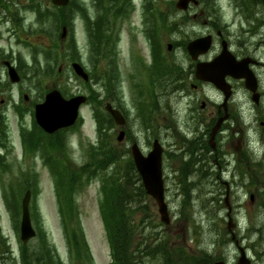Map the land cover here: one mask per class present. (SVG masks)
I'll return each instance as SVG.
<instances>
[{
	"label": "rangeland",
	"instance_id": "rangeland-1",
	"mask_svg": "<svg viewBox=\"0 0 264 264\" xmlns=\"http://www.w3.org/2000/svg\"><path fill=\"white\" fill-rule=\"evenodd\" d=\"M147 1L148 3H146L144 7L148 4L150 5L147 6L148 10H146L144 15V0H119V7L126 8V14L131 16V20L129 21L127 19L125 22L118 18L115 20L117 22L115 26L117 30L115 35L119 37L117 43L122 41L126 46H130L132 42L131 35L134 36V34L130 30H126V28H128L129 22H134L137 26L142 22L144 27L143 32L145 33L146 38L144 39L143 35L138 34V37H140L138 40L140 42H145L144 52L145 54L148 53L149 46L147 38L150 40L151 33L154 32L156 33V38L158 37V29L156 27L155 31L153 25L158 23V21L155 22V19L161 17L159 23L161 22L163 33L159 35V38H161V40L164 39L165 58L168 61L177 59V63L186 66L188 61L186 60L185 52L182 49H177V46L168 50L166 45L173 41L190 39L191 25L187 22L182 28V33L177 32L176 27L172 29V26H170L173 19L171 18L170 13L165 14L168 6L167 3L168 1H171L174 6L176 0ZM46 3L47 0H40V5H45ZM72 3L79 8L80 12L78 10L69 11L68 25L71 29L63 42L67 41L68 44L74 45L77 49L76 51L69 53V61L62 59L59 62L62 64L64 73L61 76H45L42 78L40 84H37L35 81L31 82L28 80H22L17 86H13L9 83L12 86L9 88V91H6V89L0 90V101H2L0 102V114H4V122L6 124L5 128H2V130L7 131V138H9L7 143L8 146L6 144V149L8 150L6 152L7 158H5V162L9 166L0 176V211L4 212L6 210L8 213L7 215H11L12 213L16 214V212L13 211V202L12 205H8V203L2 199L3 192H5L2 185L4 184L8 186L11 180H15L19 171H22L25 174L29 170L31 172L29 175L31 180L30 183H32L31 187L35 189L31 200L33 207L32 217H34L37 228L44 236L42 242L44 245L46 244V259L50 264H84V260H78L69 246L67 233L62 223L65 211L62 210L59 212L58 217H56L54 211L55 203L58 202V195L55 190L54 179L49 170L50 168L56 171L53 163L47 162L46 164L48 165V168L43 161L42 154L39 152L30 157L25 158L23 156V158L18 160L19 153L23 150L21 139H19L20 124L29 127L31 116L30 114L26 115L20 122V120L16 119L15 113L13 112L12 103L18 104L20 96L18 93L20 89L23 93L29 96L28 101H23L26 106L31 104L32 101L40 102L45 93L52 89L63 90L62 94H64V98L77 94L87 95L88 87L74 77L72 69L70 68L71 61L79 62L88 74L92 73L95 75V73H97L98 75V73H102L101 76L104 75L102 70L105 69L108 71L110 69L111 72L112 65L115 66V64H117L121 67V73L120 75H116L112 72V75L116 77L112 82L117 103L127 113L126 126L129 129V133L135 136V140L143 153L151 149L153 140L156 138L158 139V137H160L158 140L161 142L164 151L163 171L165 177V200L168 206L169 224L164 225L161 223L157 211V205L151 198L141 202V207L138 208L137 213L133 216L134 219L139 220L142 217L145 219L146 216L152 217L153 222L156 223L155 229L158 232L164 231V233H166L165 236L169 238L168 244L177 248H184L188 255H201L202 252L207 251L216 258L221 254L222 260L227 262V264H236L238 258L237 248L233 241L229 240L230 235L226 234L227 223L231 221L234 225L231 227L232 232L235 234V236L233 235V238L235 239L236 237L239 245L242 246L244 250L246 249V256L251 260L250 264H264V139L256 135L258 132L263 131L261 122L264 121V101L260 105L253 106L250 96L244 93L240 85H235V94L229 103L231 117H234L235 119H232L233 121L228 125L227 129H225L220 137L221 153L219 151L216 158L214 156L215 151H212L211 157L208 158L206 176L204 177L195 169L196 163L198 162L197 158H200L199 152H197L195 161L192 158L194 151H197L199 148L198 144L201 143L200 141L195 144L190 135L185 139L179 133L173 132L172 130V135L167 136H160V133L158 135L156 132H159V129L157 128L154 129L153 134H151L150 130H144L145 126H152L153 123H155L156 126H159L160 124L170 122L168 114L166 115L164 111H158L156 109V107L160 105V107H164V102L168 103L173 111L175 108H180L181 117L186 119V125L191 124L192 127L193 122L192 119L187 116V102L185 99H179L178 96L171 94L168 95L165 92L163 95H160V93H152L151 90L144 92L142 95L134 88L137 79H133L136 78V74L131 80H126V70L130 64L129 57H127V60L120 59L119 57H116L115 59L110 57V60L112 61L111 63L108 61L102 62L97 61V57L91 52L94 48L92 50L91 40L88 39L84 18H96L97 15L100 14H98V9H107V13L110 14V17L113 20V15L115 14H113L114 9L111 6L112 2H110V5H108L107 8H104L99 1L97 2L96 8L92 6L91 0H72ZM119 7H117V9ZM153 7L155 9H152ZM47 11L51 14V18L45 23L47 30L51 35H56L58 21L54 20V14H56L57 11L51 8L49 4L47 6ZM186 14H189L188 11H186ZM183 15V12L176 10L172 14V17L176 18L175 20L178 21ZM25 16L27 17L25 20L26 23H34L36 25H32L34 28L41 26L34 21L36 18L33 12H27ZM165 16L167 17L169 25L167 29L164 28ZM106 19H108V17H106ZM111 31L112 30L108 32L109 35H111ZM195 31L201 32L202 29L199 27L196 28ZM111 37H114V33ZM34 43H40L41 46H47L49 44V39L45 37H41L40 39L33 38L32 44ZM112 43H114L113 40ZM18 49L25 62H30L32 56L30 50L24 46L23 48L18 47ZM259 54L263 58L260 59V61H263V64L256 66L255 71L259 74L262 84L261 90L264 91V51H260ZM43 56L44 54L38 56L41 68L44 66ZM167 60L165 61L168 62ZM162 62L163 60L161 59L157 70H161ZM157 63L158 60L156 54L155 59H152L148 53L145 57V64H150L151 66V68L149 66L148 68L155 70L157 68ZM12 64L16 66L17 61H13ZM132 66L131 63L130 67ZM0 72L1 82H8L3 68H0ZM109 79L111 81V76L105 81H109ZM141 79L145 82L146 86H151L150 84L148 85L146 72L143 73ZM129 82L131 87H133L130 88L131 90L128 88ZM90 88L95 91V93L99 94V96L105 97L102 83L99 84L92 81L90 83ZM210 96L213 100L221 102L215 90L212 89ZM167 97L168 99H166ZM134 100L139 102L145 116L154 110L156 120L151 123L140 122L136 118L137 109ZM104 104L105 102L103 103V106ZM165 107L169 108L168 106ZM238 109L240 110V115L242 114L244 118L245 126L243 124L240 125L238 120L239 114H237ZM210 110L214 111L215 108H206L204 111ZM254 113H256L258 119L253 117L255 116ZM171 114L173 113L171 112ZM79 115L82 118V126L78 130L71 132L70 135L72 136L69 137L72 141L71 145L74 146L75 144L77 146V151L70 153V157H73L72 159L75 163L82 160L88 142L93 140L96 141L97 138L96 125L92 114V105L88 104L81 106ZM223 117H225L224 114L220 118L223 119ZM220 118L216 120V123H214V120L212 124L216 125ZM206 122H208V120H206ZM247 123H252L251 130L247 127ZM177 124L179 125V123ZM180 124L182 125V122ZM186 125L183 126L185 129ZM236 129H238V132H236ZM116 135L117 130L114 131V137L110 142L115 150L119 152L120 161L127 160L129 159V156L126 152L130 155L129 148L134 139L129 137L126 141L120 144L117 143L115 139ZM4 137L1 138V142L4 140ZM16 137L18 138V143L14 147L9 143ZM204 144H206V141L203 142V145ZM215 144L217 145L216 138L214 139V147ZM67 145L66 142L64 149L67 150L68 153L70 148L67 147ZM208 148L213 150L210 147ZM246 148L249 151L250 158L254 162H262L263 167L257 168L252 164H248L247 158L242 157V162L239 166L242 168L244 174V177L242 178L238 171L235 170V165L239 153ZM190 149L192 150L191 155L189 151ZM72 153H74V155H72ZM51 154L49 156L53 160H55V157L57 156L60 162L64 161V154L62 151L58 150L57 152H54L53 150ZM184 162H188L191 165L188 170L189 173L183 178V183L189 185L190 196L186 197L184 203L185 207H182L181 201L183 196L181 195L180 190L183 183L181 179L174 177L172 169L182 167ZM99 186V178L91 180L88 184L83 183L82 190L76 195L74 210L80 218V225L83 228L84 237L92 255L93 260L91 264H111V255L109 253L107 239L105 238L106 230L99 213V202L101 200ZM227 190L229 192L226 195ZM61 194H64L63 190H61ZM225 197L227 199L226 204ZM38 204H40L43 209L42 219L37 213ZM56 254L61 255H58L59 260H57ZM87 263L90 264L89 261H87Z\"/></svg>",
	"mask_w": 264,
	"mask_h": 264
},
{
	"label": "flooded vegetation",
	"instance_id": "flooded-vegetation-1",
	"mask_svg": "<svg viewBox=\"0 0 264 264\" xmlns=\"http://www.w3.org/2000/svg\"><path fill=\"white\" fill-rule=\"evenodd\" d=\"M26 1L30 2L32 0H0V68H3L5 72H7V68L4 65L6 62L11 63L22 59V54L18 47L23 48L24 42L32 43L33 38H31L30 31H22L20 26L21 23L26 20L24 15L26 13V7H24L27 6ZM195 1L196 3H192L189 6V14H187L189 24L191 25V38L189 41L208 36L209 46L203 52L199 50L192 54V56L185 53L186 60L188 61L186 66L177 63L176 58V60L169 61L165 58L164 39L161 40V38H159V35L163 33V28L160 25L158 37L155 42L156 58L158 60L157 68L155 70L149 69L148 66L150 68L151 66L150 64H145V57L148 53L152 57L153 52H151L149 48V52L145 54V42H140L138 40L140 38L138 34L143 35L144 39L146 38L143 32L144 27L142 22L139 23L138 26L135 25L134 22H129L128 28H126V30H130L134 34V36L131 35L132 42L130 46H126L122 41L117 43L119 37L115 35L117 30L114 26L111 31V35L114 33V37H111V42L104 40L96 44L94 55L97 59L102 60V62L107 61L110 57H113V59L119 57L123 60H127V57H129L130 64L132 63L133 66L130 67L129 64L126 70V80H131L136 74V78L133 79H137L134 88L139 93L151 90L152 93H160V95H163L165 92L176 95L179 99H185L187 102V116L192 119V127L191 124L186 125V119L181 117L180 108H175L173 111L169 105L167 114L170 117V122L160 124L159 126L153 123L154 125L152 124L149 130L151 134H153L154 129H159V132L156 133L158 135L160 133V136L172 135L173 131L185 136L190 135L195 144L200 141L201 143L198 144L199 148L197 151H194L192 158L195 161L197 152H199L200 158H197L198 162L196 166L199 164V166L203 165V167H206L208 165L207 160L211 157L212 151H215L214 156L217 158L220 151V137L225 129H227L228 125L233 121L232 119H235L231 117L229 111V103L235 94V85H240L244 93L250 96V98L252 94L244 88L243 80H235L231 77H226L225 80L229 84L231 96L230 99L227 98V100L224 101V93L210 82L199 78L202 76V72H198L197 67L211 62L222 53H224V58L226 59L234 58L237 61L248 62L257 81L258 103L253 104V106L263 103L264 91L261 90V80L258 72L255 71V67L263 64V61H260V59L263 58L260 56L259 52L262 50L264 51V4L262 0ZM152 9L155 8L153 7ZM126 13L124 8L118 9L114 13L116 15L115 19L118 18L125 22L127 20V17L124 16ZM199 27H201L202 31H195L196 28ZM24 32L26 33L24 34ZM21 37L23 39H21ZM41 37L45 36L38 35L35 38L40 39ZM112 40L114 43H112ZM174 44L177 46V49L186 51V42L180 43L179 41H173L172 49ZM153 45L154 44L151 43V46ZM161 59L163 60L162 68L161 70H157ZM165 60L168 61L167 65L170 68L168 70H165ZM112 72L116 75H120L121 67L117 64H115V66L112 65L110 75L113 80L116 79V77L112 75ZM144 72L147 74L148 85L150 84V87L146 86L145 82L141 79ZM128 88H133L130 82ZM212 89L217 92L221 102H217L211 98L210 92ZM213 107L215 108L214 111H204L206 108L209 109ZM171 112L173 114H171ZM223 114L225 115V119L220 123L214 137V139H217V145L215 144V147L212 148L210 142L212 127L214 126L212 123L214 120V123H216V120ZM237 114L240 115L239 109L237 110ZM254 115L253 117L258 119L256 113H254ZM151 120L153 122L156 118L153 117L150 121ZM206 120H208V122H206ZM181 122L182 125L180 124ZM177 123H179V125ZM184 125H186V129L183 127ZM115 130L114 127L113 131ZM118 130L119 129H117V131ZM123 130L124 137L120 144L129 137L135 140V136L129 133V129L126 125L123 127ZM159 138L160 137H158V139ZM204 141H206V144L203 145ZM134 142H136V140ZM208 147L213 150H210ZM29 209L31 225L35 234L32 238L25 241L22 240V236L17 228L18 219L15 218L13 220L12 214L7 215L8 213L6 210L4 212L0 211V264H50L46 259V244L44 245L42 242L44 236L37 228L34 217H32V204ZM42 210V207L38 204L37 213L41 219L43 218ZM58 255L61 256L60 254ZM58 255L56 254L57 260H59Z\"/></svg>",
	"mask_w": 264,
	"mask_h": 264
},
{
	"label": "trees",
	"instance_id": "trees-1",
	"mask_svg": "<svg viewBox=\"0 0 264 264\" xmlns=\"http://www.w3.org/2000/svg\"><path fill=\"white\" fill-rule=\"evenodd\" d=\"M146 3H148V1H146ZM167 4L168 6L165 14L170 13L171 18L173 19L170 26H172V29L176 27L177 32L182 33L181 28L184 23H179L175 20L176 18L172 17V12L174 11L173 3L168 1ZM156 21L157 19H155V22ZM168 26L167 17L165 16L164 28L167 29ZM55 64L56 61L46 62L45 66L41 68L39 62L35 60L32 67L33 74L38 77V81H41L43 78V74L38 73L39 70H43V72L46 73L51 72V74L56 75L57 66H55ZM168 69L170 68L168 67L167 62H165V70ZM108 77L109 76L102 78V80L100 79L101 82L103 81L104 84ZM90 80L95 83L97 81L96 77L93 75H91ZM85 85L88 87V102L92 105L93 116L97 123L99 141L96 147L94 146L93 148V146H90L85 150L84 162L80 165L77 172L80 175L81 172H83L82 177L85 184L93 178L101 175L100 178L103 192L101 212L105 227L110 237L112 248L114 250L116 264H144L143 262L146 261H150L152 264H212L213 261L222 259L221 254L216 258L207 251L202 252L201 255H188L184 248L172 249L174 246L169 245L167 243L168 241H166L168 237L165 235H159L156 232V223L153 222L152 217L146 216L145 219L143 217L139 220L134 219L133 216L137 213L138 208L141 207V202L148 199V196L144 192L138 175H136V170L132 160L127 159L120 161L119 152L115 150L110 142L111 140H109L104 134V130L109 129L112 125V120L102 109L103 100L99 99V94L95 93V91L90 88V83ZM110 85V83H106V88H104L105 97L109 100H113V94L115 91ZM17 111L23 113L22 109L17 108ZM79 125L80 122L74 127V129ZM59 133V136L57 135L56 137L47 136L34 124L33 132L23 134V141L25 145L24 151L26 155H34L39 152L42 154L43 160L54 163V160L49 156V153H51L54 149H59L61 144L65 143V134L63 132ZM2 134L3 137L6 135L4 130H2ZM0 143L2 147L5 146V140ZM189 151L191 155L192 150L190 149ZM66 160L70 163L68 157H66ZM188 162H184L183 166L177 168V171L174 174V177L181 179L182 183L183 178L189 173L188 170L190 168V164ZM248 164L255 165L257 168L263 167L261 162L254 163L249 161ZM7 168V166L0 162V171L2 173ZM55 170L56 171L50 169L54 180L61 181L64 178V180H67L68 182V207L73 211L75 205L74 185L78 184V181L76 180L78 173H75L72 170H63L59 168V166L56 167ZM30 173L31 172L29 170L25 174L22 171H19L16 177L17 181H19L22 186H26V188H28V183L31 182L29 176ZM200 173L204 177L206 176L205 170L200 169ZM242 177H244L243 173ZM135 180L139 184L133 185ZM189 189V185L183 183L180 190L181 195L183 196L181 201L182 207H185L184 203L186 201V197L190 196ZM64 206L67 214L66 205ZM154 231L156 233H152ZM226 234H228L227 231ZM155 236L161 237V240L165 238L167 239L163 242L155 241L153 243L144 241L147 238H154ZM229 240H231L230 237Z\"/></svg>",
	"mask_w": 264,
	"mask_h": 264
},
{
	"label": "water",
	"instance_id": "water-1",
	"mask_svg": "<svg viewBox=\"0 0 264 264\" xmlns=\"http://www.w3.org/2000/svg\"><path fill=\"white\" fill-rule=\"evenodd\" d=\"M190 1L193 0H177L175 6L177 9L183 10L186 9ZM52 2L57 5H65L67 0H52ZM208 39V37L201 38L188 43V53L192 56V54L199 50L203 52L208 48ZM168 48L170 49V46ZM206 66L207 68H205L204 65H199L197 67V71L202 72V76L199 78L212 82L218 89H220L225 95L224 101H226L230 95L229 86L224 81V78L227 75L236 79H244L245 87L252 92L255 91V78L247 68L246 62H238L233 58L226 60L223 55H220ZM72 68L83 80H88L87 74L79 64L73 63ZM8 74L12 82H17L19 80L16 72L10 67ZM253 100L256 102V95L253 96ZM84 102L85 97L83 96H75L65 100L62 98L59 91L52 90L45 95L42 103L35 106L36 123L46 133H53L58 129L69 127L74 124L78 115V108ZM106 110L111 114L116 124L122 125L124 123V119L118 111L113 110L109 105L106 106ZM220 121H218L216 128L219 126ZM118 138L120 139L121 137ZM161 153L162 149L157 141L153 143L152 150L146 156H143L136 146L132 147L133 161L139 175L141 176L145 192L155 200L158 206L160 220L164 223H168L167 207L164 203L163 197ZM22 204L24 214L22 217L21 229L24 230L27 228V225L29 226L28 218L25 213L27 196L24 197ZM228 225L230 226V222H228ZM239 253L240 256L237 264H249V260L246 258L245 252L242 248H239ZM214 264H224V262L218 261Z\"/></svg>",
	"mask_w": 264,
	"mask_h": 264
}]
</instances>
